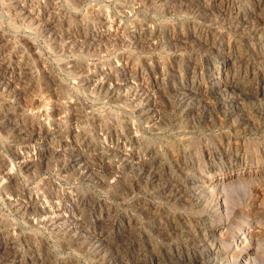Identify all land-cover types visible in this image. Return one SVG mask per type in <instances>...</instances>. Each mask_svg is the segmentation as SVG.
<instances>
[{"label":"rangeland","instance_id":"rangeland-1","mask_svg":"<svg viewBox=\"0 0 264 264\" xmlns=\"http://www.w3.org/2000/svg\"><path fill=\"white\" fill-rule=\"evenodd\" d=\"M0 1L13 264H264V0Z\"/></svg>","mask_w":264,"mask_h":264},{"label":"bare ground","instance_id":"bare-ground-1","mask_svg":"<svg viewBox=\"0 0 264 264\" xmlns=\"http://www.w3.org/2000/svg\"><path fill=\"white\" fill-rule=\"evenodd\" d=\"M22 1V0H21ZM164 1V0H163ZM192 1V0H191ZM1 2V1H0ZM3 3V2H2ZM23 3V2H22ZM174 3H176V2H174ZM199 4H201L202 5V2H200L199 1ZM15 5V4H14ZM27 5H28V3H27ZM17 6V5H16ZM203 6H205V4L203 3ZM19 7V6H18ZM20 7H21V5H20ZM19 7V8H20ZM216 8H217V6H216ZM25 9H27L26 7H25ZM23 10V9H22ZM28 11H30V13H31V10H28ZM203 12V11H202ZM34 16V15H33ZM38 16V15H37ZM36 16V17H37ZM51 20V19H50ZM43 21V20H42ZM49 21V20H48ZM52 23V22H51ZM146 25V24H145ZM57 27V26H56ZM56 29V28H55ZM50 30V29H49ZM190 33V32H189ZM120 34V33H119ZM55 36V35H54ZM190 36H192V39H193V37L194 38H198V35L197 34H195V32H193V33H191V35ZM190 39V38H189ZM142 40H144V39H142ZM7 65V64H6ZM3 66H4V64H3ZM8 81V80H7ZM125 84V83H124ZM22 101V100H21ZM57 110V109H56ZM38 114V113H37ZM76 123V122H75ZM21 129V128H20ZM19 131H21V130H19ZM20 134V133H19ZM52 152V151H51ZM65 152V151H64ZM62 153V152H61ZM30 161V160H29ZM28 164V163H27ZM31 165V164H30ZM29 169H30V167H29ZM81 172V171H80ZM14 183V182H13ZM73 201V200H72ZM86 209V208H85ZM47 213V212H46ZM39 218V217H38ZM90 218V217H89ZM158 219V218H157ZM81 223V222H80ZM73 224V223H72ZM5 235V234H4ZM104 236V235H103ZM1 244H0V264H13V262H12V258L14 257V255L13 254H11V251L9 250L10 249V247H11V245H12V240H10V239H8V240H5V241H3V242H0ZM14 248V247H13ZM12 248V249H13ZM12 252H13V250H12ZM14 260H16V259H14Z\"/></svg>","mask_w":264,"mask_h":264}]
</instances>
